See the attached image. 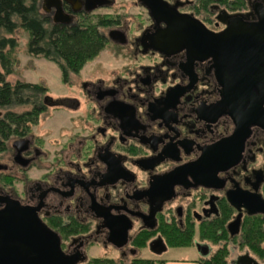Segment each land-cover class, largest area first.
Wrapping results in <instances>:
<instances>
[{"label": "flooded vegetation", "instance_id": "af4514ba", "mask_svg": "<svg viewBox=\"0 0 264 264\" xmlns=\"http://www.w3.org/2000/svg\"><path fill=\"white\" fill-rule=\"evenodd\" d=\"M60 1L70 23H55L65 18L55 6L44 11V0L41 8L64 26L117 3L88 12V0ZM160 1L159 18L190 15L214 35L251 32L252 42L236 43L241 36L233 35L200 44L213 53L194 56L182 42H160L167 25L150 15V0L133 2L139 11L132 19L126 5L100 14L104 51L120 66L83 81V101L70 96L55 105L44 97L37 124L70 112L68 124L47 137L30 125L2 152L0 211L15 205L35 212L77 264L156 262L143 251L163 255L181 235L184 244L194 240L203 260L216 244L207 228L222 218L231 240L248 221L264 225V0ZM238 216L239 232L231 235ZM95 250L103 257L91 255Z\"/></svg>", "mask_w": 264, "mask_h": 264}, {"label": "trees", "instance_id": "16d2710c", "mask_svg": "<svg viewBox=\"0 0 264 264\" xmlns=\"http://www.w3.org/2000/svg\"><path fill=\"white\" fill-rule=\"evenodd\" d=\"M42 0H0V111L14 107H31L22 114L7 111L0 114V153L4 152L10 139L30 132V125H36L41 96L47 88L39 84L17 82L15 85L6 78L14 73L15 61L11 53L18 46L14 34L18 29L28 33V53L43 57L59 67L64 83L71 75H78L81 69L98 57L107 47L108 41L101 33L103 21L92 17L81 19L78 24L64 26L54 24L51 17L42 12ZM228 218H222L216 229L208 227L207 238L217 244L229 238L225 225ZM173 243L182 242V235L173 237ZM241 243L247 246L256 260L264 264V225L258 220L245 223ZM251 254V253H250ZM227 247H222L210 258L198 264H227ZM96 264H108L96 262ZM132 264H157L152 260H136ZM163 264V263H162Z\"/></svg>", "mask_w": 264, "mask_h": 264}, {"label": "water", "instance_id": "95a60500", "mask_svg": "<svg viewBox=\"0 0 264 264\" xmlns=\"http://www.w3.org/2000/svg\"><path fill=\"white\" fill-rule=\"evenodd\" d=\"M69 3L70 1L67 0ZM78 2L79 0H74ZM160 0H150L145 7L150 11V15L157 19L158 22L163 21L167 25V29L158 33L161 37L160 42L172 43L182 42V49L186 48L189 53L194 56L202 51L207 55L213 53L210 48L198 49L200 44L208 45L211 42L224 41L229 36L240 34L235 37L234 42L243 43L244 45L252 42L248 36L251 32H239L231 28L219 35H214L207 31L200 22L196 21L190 15H182V17L174 16L169 13L161 18L157 13L161 12L159 5ZM107 0H88L87 11L92 12L101 7H104ZM44 11H50L52 6L57 8L56 15L64 17L65 20L56 18L55 23H70L71 17L63 13L60 0H44ZM157 4V5H156ZM162 6V4H161ZM168 11V7H165ZM63 21V22H62ZM247 35V36H246ZM216 36V37H210ZM246 50V47L244 48ZM206 55V54H204ZM46 99L51 100L55 105H61V99L53 100L47 96ZM19 142L14 143V146ZM241 217L238 216L232 223L228 225V231L231 235H236L239 232ZM206 254V253H205ZM0 264H77L76 259L69 260L62 252L60 240L46 225L37 217L35 212L21 208L15 205H10L0 211ZM235 264H261L254 259L250 254L246 253L240 256Z\"/></svg>", "mask_w": 264, "mask_h": 264}, {"label": "rangeland", "instance_id": "374dc122", "mask_svg": "<svg viewBox=\"0 0 264 264\" xmlns=\"http://www.w3.org/2000/svg\"><path fill=\"white\" fill-rule=\"evenodd\" d=\"M135 0H117V3L115 7H113L111 10H104V9H99L95 11L93 14L92 18L93 20L98 19V15H105V14H112V13H117L118 8H121L120 6L126 5L124 7L125 11H123L125 14H127L126 19H132L135 17L137 10L133 2ZM43 12V10H41ZM106 30V29H105ZM15 39L18 42V46L13 52L11 53V57L15 61V70L14 73L11 74L6 78L7 82L11 83L12 85H15L17 82H26V83H31V84H39L43 85L47 88V91L41 96V100L44 99V97H51L53 100H57L63 97H77L79 100L83 101V95L81 92V84L83 81L89 79V78H95L99 77L101 73L105 72L107 69H111L114 67L120 66L122 60L117 59L112 57V54L108 51H103L98 57H96L94 60L88 62L79 72L78 75H71L70 80L68 83H64L62 79V73L57 66V64L48 61L47 59H44L43 57H34L28 53L27 49V44H28V39L29 35L26 31L18 29L17 32L14 34ZM110 51V50H109ZM31 110V107H14L8 110H2L0 111V114H5L7 111L14 112L16 114H22L25 111ZM49 115H52L51 110L48 111ZM72 113L70 112H61L57 115V118L55 121L52 119H44L41 120L42 122L38 123L36 127H31V132L35 133L36 135L44 136L47 137L46 134L50 131L51 128L59 129L61 125L68 124L67 120L71 116ZM65 125V126H66ZM56 132V131H55ZM55 134H51V137H54L53 139L55 140ZM13 139V138H12ZM11 139V140H12ZM10 146V142H8L7 146ZM3 159V154L0 153V161ZM1 175V173H0ZM241 238H237L234 242H227V240H220L217 244H209L211 253L214 254L216 253L219 249L222 247H227L228 250V255H227V264H235L237 258L239 256H242L246 253L250 255L252 252L247 246L242 245L241 243ZM199 242H208L204 240H199ZM181 244L177 243H172L169 246V251L173 252L174 257L181 256L183 258H197L199 261L201 258L199 254L197 253L194 246V240L188 245V246H180ZM179 250H182L180 252ZM167 252V253H168ZM167 253L156 256L149 252L148 250H144L143 254L141 255L142 258L144 259H154L158 263V261L163 260V258H167V256L171 255H166ZM108 257H115L114 254H110L109 252L107 253ZM91 255H96V256H102L103 254L98 252V250H95L91 252ZM257 257L256 255H254ZM253 256V257H254ZM254 257V258H255ZM256 259V258H255ZM161 262V261H160Z\"/></svg>", "mask_w": 264, "mask_h": 264}, {"label": "crops", "instance_id": "0c3cea01", "mask_svg": "<svg viewBox=\"0 0 264 264\" xmlns=\"http://www.w3.org/2000/svg\"><path fill=\"white\" fill-rule=\"evenodd\" d=\"M180 252H182V250H179ZM173 255V252L170 251L168 252L166 255ZM167 256V258H163V264H198V260L197 258H183L182 255L179 257H174L173 256ZM157 264H162V263H157Z\"/></svg>", "mask_w": 264, "mask_h": 264}]
</instances>
